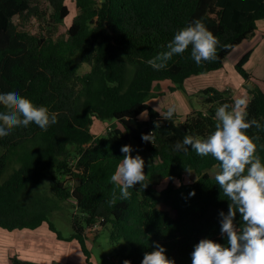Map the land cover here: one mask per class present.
<instances>
[{
	"label": "trees",
	"instance_id": "trees-1",
	"mask_svg": "<svg viewBox=\"0 0 264 264\" xmlns=\"http://www.w3.org/2000/svg\"><path fill=\"white\" fill-rule=\"evenodd\" d=\"M48 1L50 10L41 12L32 0H0V93L17 92L57 114V123L47 130L31 123L0 137V227L34 230L47 223L58 239L78 241L87 264H93L89 237L96 240L100 227L109 229L115 264H142L156 243L175 264H192L201 239L226 246L219 213L227 214L231 201L215 180L219 162L191 148L186 153L174 148L186 134L204 138L214 131L217 108L232 105L234 97L229 89L205 87L208 109L191 110L181 123L176 113L164 119L149 99L228 61L250 79L245 64L257 21L264 19V0H71L75 13L60 34L71 11L67 0ZM33 16L43 18L45 32L20 28ZM195 20L218 39L216 59L197 65L189 46L166 68L153 69L148 61ZM83 63L90 69L80 74ZM249 93L246 120L256 119L262 128L253 126L247 135L260 137L254 142L264 163V91L256 85ZM96 119L120 126L96 135L91 130ZM149 133L152 142L143 141L142 134ZM124 145L145 161L146 178L129 189V199H121L120 187L111 182ZM214 167L218 170L211 173ZM188 171L197 178L184 182ZM114 192L116 202L110 204ZM70 199L72 231L66 235L52 216ZM234 223L242 224L239 213ZM9 259L10 264H40L17 254Z\"/></svg>",
	"mask_w": 264,
	"mask_h": 264
},
{
	"label": "clouds",
	"instance_id": "clouds-1",
	"mask_svg": "<svg viewBox=\"0 0 264 264\" xmlns=\"http://www.w3.org/2000/svg\"><path fill=\"white\" fill-rule=\"evenodd\" d=\"M218 43L204 23L195 20L179 30L166 45L167 50L150 59L148 64L155 70L164 69L173 56L183 54L191 46V57L199 65L202 61L216 59ZM0 106L6 110L0 112V137H6L14 128L28 127L31 123L42 130L57 123L56 113H50L47 107L34 105L14 91L0 93ZM246 108V97L234 98L232 105L222 104L215 112L217 123L214 131L204 138L186 134L182 141L175 144L176 151L186 153L191 148L197 155H211L219 162L220 170L215 180L231 201L227 214L223 211L219 213L220 233L226 237V246L211 239H201L191 253L192 264H264V163L257 155V144L254 142L260 137L247 135L249 128L254 126L259 130L262 125L256 119L246 120ZM175 112L176 107L170 106L162 114L163 118L170 120ZM141 116L146 117L147 113H141ZM152 134H142L141 138L152 142ZM121 152L125 155L111 176V182L120 187L121 199H129V189L142 184L146 178L145 161L138 154L132 156L131 145L122 146ZM190 195L194 196L195 192ZM115 202L114 192L109 203ZM237 213L242 220L239 225L234 223ZM155 249L144 254L142 264H175L174 260L167 258L163 246L156 243ZM123 264L131 262L125 260Z\"/></svg>",
	"mask_w": 264,
	"mask_h": 264
},
{
	"label": "rangeland",
	"instance_id": "rangeland-1",
	"mask_svg": "<svg viewBox=\"0 0 264 264\" xmlns=\"http://www.w3.org/2000/svg\"><path fill=\"white\" fill-rule=\"evenodd\" d=\"M33 4H38V6L41 9V12L43 10L49 11V1L48 0H32ZM67 5L71 11V15L63 22V24H60L59 31L57 34L64 33L69 26L72 15L75 13V3L71 0H67ZM18 22V19H16ZM262 21V20H261ZM259 22V25H262L263 22ZM20 28L25 29L29 32H37L40 33L42 30L45 32L46 24L43 21L42 17L33 16L30 18H27L24 22L20 24ZM255 48H254V57L257 58L254 61H257V63H262L261 68L264 72V38L255 40ZM261 58V61H260ZM259 60V61H258ZM228 61L226 63V66L224 67V71L221 74V82L226 80V82L231 84H238L236 86L241 87L242 83H238L237 80H242L241 82H245L247 79H245L234 67V63H229ZM246 66V65H245ZM254 66V65H253ZM253 68V67H251ZM90 69V65L87 63H83L79 68V73L83 74L87 72ZM221 69V68H220ZM219 69L214 72H208L201 73L199 75H195L194 77H197V80L195 82L192 81H186L182 85L181 88L177 89V95H174L171 91H165L164 93H158L155 97H151L149 99V103L154 105L158 110L161 112H166L170 106L178 105L181 107V109H187V110H193V109H200L205 111L208 109V103L203 101L204 94H202V89H204L202 86L206 81V78L214 77L218 75ZM205 74V75H203ZM258 74V75H257ZM224 75V77H223ZM261 75V72L256 73L257 77H253V80L256 81L258 78L263 79L264 75L262 77H258ZM200 79V80H199ZM249 80V79H248ZM252 81V79H250ZM198 83V85L196 84ZM207 84V83H205ZM199 88L197 89V87ZM245 88V87H244ZM232 93V92H231ZM180 109V110H181ZM180 114L177 115L178 117V123H181V119H183V113L179 111ZM163 114V113H162ZM147 117V116H146ZM146 117H142L145 119ZM182 117V118H181ZM120 126L119 123H117L115 120H105L101 121L99 119H96L93 124L91 125V130L94 134H105L109 129ZM140 154L143 157H148V154L140 150ZM218 170V167H214L210 169V172H215ZM191 173L187 172L184 176V182H190L197 178V174L193 171H190ZM167 183V180L163 182V185ZM175 183H179L178 180L175 181ZM65 204V203H64ZM74 199H70L65 206L61 207L60 209H57L54 211L52 220L56 224V226L63 232V234L68 235L72 231L71 227V215L73 213V205ZM18 232L20 233H30V229H23V230H16V231H9L7 229H4L0 227V264H10L9 257L14 254H18V251L20 252L22 248H24L23 243L30 242V238H36V235H20L19 238L24 242H16L14 237ZM42 235L41 239L47 238L48 241L41 240L40 243L44 244L42 246L38 245H31V249H24L25 251L28 250L27 253L30 257V260L34 262H38L41 260V258H38L39 251L38 248H45V253L47 255H54L53 262L49 264H57L61 261H71L76 262L77 264H87L85 262V257L80 250L79 246L74 248L72 244H66L64 242H58L55 239V233L51 231L48 228L47 223H44L42 226L38 227L36 229V234ZM91 234V233H90ZM93 237H89L88 246L92 251L90 260L93 264H115L114 261L115 257V251L113 248V245L110 243V236H109V229L108 227H100V230L98 232V235L96 237V240L92 239ZM22 243V245H21ZM34 243V242H33ZM19 245V246H17ZM67 245H69L67 249ZM78 245V244H77ZM26 248H29L28 246ZM52 252V253H51ZM57 260V261H56ZM56 261V262H55ZM40 264H48L46 262H39Z\"/></svg>",
	"mask_w": 264,
	"mask_h": 264
},
{
	"label": "crops",
	"instance_id": "crops-1",
	"mask_svg": "<svg viewBox=\"0 0 264 264\" xmlns=\"http://www.w3.org/2000/svg\"><path fill=\"white\" fill-rule=\"evenodd\" d=\"M262 20V21H261ZM263 22V24L262 25H259V22ZM257 38L258 39H263L264 38V19H260V20H258L257 21V29H256V32H255V35H254V37H253V39L251 40V48H252V51H251V54H250V56H249V59H248V61L246 62V69H247V71L251 74V78L250 79H252V81L249 79V80H246L244 83L243 82H241L242 80H237V82L238 83H242V86L241 87H238V86H236V85H238V84H231V83H228V82H226V80H224V78H223V82H221V74H222V72L224 71V67L226 66V63H225V65L221 68V69H219V73H218V75H216V76H214V77H211V78H208V80H207V78H206V81L207 82H205V83H207V84H203V88H205V87H214V88H217L218 90H224V89H229V91L230 92H232L231 94H232V96L234 97V98H237V97H246V99H247V101H248V99L250 98V93H249V89H251V88H254L256 85L258 86V87H260L263 91H264V78L263 79H261V78H258L256 81H254L253 80V77H257L256 76V73H259V72H261V75H259L258 77H262L263 75H264V72H263V69L261 68V64L262 63H257V61H254V60H256L257 58H255L254 57V48H255V43H256V41L255 40H257ZM259 61V60H258ZM260 61H261V58H260ZM229 63H234V61L233 62H229ZM264 63V62H263ZM254 65V66H253ZM251 67H253V68H251ZM217 71V70H216ZM211 72H214V71H211ZM224 72H226V71H224ZM206 74V73H205ZM205 74H203V75H205ZM207 74H208V72H207ZM258 75V74H257ZM223 77H224V75H223ZM195 80H197V77H194V76H192V77H190V78H188L186 81H192V82H195ZM200 80V79H199ZM185 81V82H186ZM197 85H198V83H196ZM245 87V88H244ZM199 88V86L197 87V89ZM174 95H177V90H174V91H171ZM152 105V104H151ZM155 109H157L154 105H152ZM175 107H176V115H179L180 114V112L179 111H181L182 113H183V119H184V117L186 116V114L188 113V112H190L189 110H187V109H181V107H179L178 105H175ZM181 109V110H180ZM158 110V109H157ZM194 110V109H193ZM160 113H165V112H161L160 110H158ZM181 117V118H182ZM181 121H182V119H181ZM43 225V224H42ZM41 225V226H42ZM37 229V228H36ZM36 229H34V230H31L30 231V233H20V232H18L17 231V233L16 234H14L15 236L14 237H12L13 239H15L16 240V242H24V241H22L20 238H19V236L20 235H33V234H35L36 235V238L34 239V238H30L29 239V241L30 242H28V243H23V244H25V245H23L24 246V248H22L21 249V251L19 252L18 251V256L19 257H21V258H24V259H29V255L27 254V253H24V252H27L28 250H24V249H31L30 247H31V245H38V246H42V245H44V244H42V243H40V241L41 240H43V241H48V239L47 238H45V239H41V236L42 235H39V233L38 234H36ZM14 231H16V230H14ZM20 231V230H19ZM56 235V234H55ZM55 239L58 241V242H64V243H66V244H72V246L74 247V248H76L77 246H79V248H80V245H79V243H78V241L76 240V239H74V240H71V241H65V240H61V239H58L57 238V235L55 236ZM34 242V243H33ZM78 244V245H77ZM21 245H22V243H21ZM17 246H19V245H17ZM29 247V248H26V247ZM45 246V245H44ZM69 245H67V249L69 248L68 247ZM38 251H39V256H38V258H41V260H39L38 262H46V263H51V262H53V260H54V255L53 254H51V255H47V253H45V248H41V249H37ZM80 250H81V248H80ZM52 253V252H51ZM31 257H35V256H31ZM30 257V258H31ZM57 261V260H56ZM55 261V262H56ZM65 262H67V261H61V262H58L57 264H63V263H65ZM76 263V262H75Z\"/></svg>",
	"mask_w": 264,
	"mask_h": 264
},
{
	"label": "built area",
	"instance_id": "built-area-1",
	"mask_svg": "<svg viewBox=\"0 0 264 264\" xmlns=\"http://www.w3.org/2000/svg\"><path fill=\"white\" fill-rule=\"evenodd\" d=\"M95 226H97V224Z\"/></svg>",
	"mask_w": 264,
	"mask_h": 264
}]
</instances>
